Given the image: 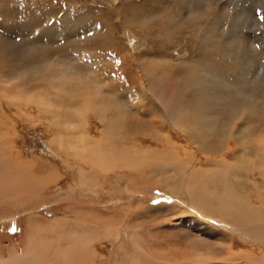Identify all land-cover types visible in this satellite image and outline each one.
<instances>
[{"label": "rangeland", "instance_id": "1", "mask_svg": "<svg viewBox=\"0 0 264 264\" xmlns=\"http://www.w3.org/2000/svg\"><path fill=\"white\" fill-rule=\"evenodd\" d=\"M263 171L264 0H0V264H264Z\"/></svg>", "mask_w": 264, "mask_h": 264}, {"label": "bare ground", "instance_id": "2", "mask_svg": "<svg viewBox=\"0 0 264 264\" xmlns=\"http://www.w3.org/2000/svg\"><path fill=\"white\" fill-rule=\"evenodd\" d=\"M58 97V96H57ZM176 105V104H175ZM172 109V112L174 111V109H175V107H170V110ZM178 119V118H177ZM202 122V121H201ZM79 126V125H78ZM66 127H68V125H66ZM200 129V128H199ZM68 130L69 129H67V131L66 132H68ZM200 131V130H199ZM59 138H60V136H59ZM185 141V140H184ZM111 150H114V148H113V145L110 147V151H109V154L110 155H112L113 154V152L111 151ZM119 150V149H118ZM98 152V151H97ZM114 154H117L116 156L114 155V159H118V158H125V153H119V152H114ZM229 156V155H228ZM242 156V155H241ZM97 159H101V161L100 162H102L101 164H100V168L103 170V171H105V170H108V169H110L111 167H110V165H109V163H107V162H105L104 160H102V158H104V156H101V154L100 153H97ZM221 158V157H220ZM220 158H219V160H220ZM230 158V157H229ZM252 158V157H251ZM136 159H138V158H136ZM223 159V158H222ZM239 159V158H238ZM225 160V159H224ZM232 160V159H231ZM209 161H211V160H209ZM217 161V160H216ZM216 161H213V164H214V162H216ZM220 161H222V160H220ZM226 161V160H225ZM224 161V162H225ZM235 161V160H234ZM239 161V160H238ZM240 161H242V160H240ZM244 161V160H243ZM164 162V161H163ZM207 162V161H206ZM212 162V161H211ZM232 162V161H231ZM221 163H223V161L221 162ZM246 163V162H245ZM164 164V163H163ZM207 164V163H206ZM227 164H229V160H228V163ZM237 164V163H236ZM235 164V165H236ZM218 165V164H217ZM225 165H226V162H225V164H224V166L223 167H225ZM242 165V164H241ZM135 166H146V159H143V160H140V161H136L135 162ZM163 166L164 165H162V169L160 168V165L159 166H153L151 169V171L153 172V170L156 172V171H158V172H161L162 170L164 171V172H166V173H171V170H169V169H165V168H167V167H165V168H163ZM214 166V165H213ZM219 166V165H218ZM203 167V166H202ZM233 167V166H232ZM210 168V167H209ZM221 168V167H220ZM219 168V169H220ZM228 168V167H227ZM262 168V167H261ZM156 169V170H155ZM178 169H180V168H178ZM212 169V168H211ZM235 169V168H234ZM237 169H238V167H237ZM225 170V169H224ZM251 170V169H250ZM261 170V169H260ZM213 171V170H212ZM226 171V170H225ZM234 171V170H233ZM174 172V171H173ZM177 172H178V170H177ZM180 172V171H179ZM183 172V171H182ZM223 173H225L224 171H222ZM232 172V171H231ZM264 172V171H263ZM157 173V172H156ZM186 173V172H185ZM165 174V173H164ZM176 174V173H175ZM178 174V173H177ZM180 174V173H179ZM182 174V173H181ZM190 174V173H189ZM192 174V173H191ZM190 174V175H191ZM226 174V173H225ZM225 174H223V175H225ZM238 174V173H237ZM237 174H235L236 176H237ZM161 175V174H160ZM183 175V174H182ZM181 175V176H182ZM202 175V174H201ZM220 175V174H219ZM156 176V175H155ZM170 176V175H169ZM172 176V175H171ZM173 176H175V175H173ZM172 176V177H173ZM176 176H178V175H176ZM203 176V175H202ZM214 176H216V175H214ZM149 177H150V175H149ZM152 177V176H151ZM164 177V176H163ZM168 177V176H167ZM180 177V176H179ZM190 177V176H189ZM227 177V176H226ZM241 177V176H240ZM182 178V177H181ZM181 178H180V181H181ZM186 178V177H185ZM225 178V177H224ZM236 178V177H235ZM156 179H158V178H156ZM173 179V178H172ZM189 179V178H188ZM227 179V178H226ZM12 180H15L14 178L12 179ZM185 180V179H184ZM198 180V179H197ZM208 180V179H207ZM207 180H205L206 182H207ZM213 180H214V182H218L219 183V181H220V179L219 178H217V177H214L213 178ZM212 180V181H213ZM228 180H229V178H228ZM157 181V180H156ZM175 181H177V180H171V179H158V183H162V184H168V185H170V184H172V183H174ZM193 181H195L194 179H193ZM210 181V180H209ZM224 181H226V180H224ZM240 181V180H239ZM11 182V181H10ZM201 182V181H200ZM227 183H228V181H226ZM179 183V182H178ZM177 183V184H178ZM185 184H186V182H184ZM203 183V182H202ZM210 183H211V181H210ZM209 182H208V184H210ZM223 184H224V182H222ZM222 183H220V184H222ZM226 183V184H227ZM188 184V183H187ZM203 184H206V183H203ZM241 184V183H240ZM190 185H192V184H190ZM197 185H200L199 183H197ZM219 185V184H218ZM229 185V184H228ZM234 185V184H233ZM238 185H239V183H238ZM237 185V186H238ZM189 186V185H188ZM193 186V185H192ZM220 186V185H219ZM258 186V185H257ZM187 187V186H186ZM191 187V186H190ZM190 187H187V188H190ZM196 187H199V186H196ZM223 187H225V185H223ZM195 188V187H194ZM203 188V187H202ZM221 188H222V185H221ZM237 188V187H236ZM241 188V187H240ZM240 188H238V189H240ZM243 188V187H242ZM259 188V187H258ZM224 189V188H223ZM230 189V188H229ZM237 189V190H238ZM233 190H235V188L233 189ZM225 191V190H224ZM238 192V191H237ZM250 192V191H249ZM213 193H216V192H213ZM233 193V192H232ZM229 190H226V192L220 197V200H219V195H216V200H217V202L219 201V206H218V208H214L213 206H211L210 204H208L209 202L208 201H203L202 202V205H198L199 206V214H201V215H204V214H206V215H208V216H212L213 218L215 217V216H213V214H215V213H217V214H215V215H218V214H221V215H224V216H234V217H237V218H235L234 219V221L232 220L231 222H233V223H235V226H237L236 224H238V225H240L241 223H242V218H244V226H245V228H246V225H248V223L247 222H251L250 221V219L251 218H249V217H238L237 216V212H236V209L238 210V204L237 205H235L234 204V200L236 201L237 199H238V196L235 198V196L232 194ZM235 193H236V191H235ZM173 194V193H172ZM238 194V193H237ZM197 195V194H196ZM198 195H200V193H198ZM204 195V194H203ZM189 196H191V194H189ZM210 196V195H209ZM205 197H207V196H205ZM204 197V198H205ZM204 198H202L203 200H204ZM186 199H188V198H186ZM206 200V199H205ZM187 201V200H186ZM184 203V202H183ZM185 204V203H184ZM187 204V203H186ZM190 204V203H189ZM192 204V203H191ZM190 204V205H191ZM188 205V204H187ZM186 206V205H185ZM192 207V206H191ZM190 208V207H189ZM194 208V207H193ZM194 210H196L195 208H194ZM193 210V211H194ZM262 211H264V210H262ZM219 212V213H218ZM251 212V211H250ZM244 213V212H243ZM250 214V213H249ZM261 214V213H260ZM262 214H263V212H262ZM262 214H261V216H262ZM221 215H220V217H221ZM259 215V214H258ZM200 216V215H199ZM219 216V215H218ZM250 216V215H249ZM211 217V218H212ZM258 217H260V216H258ZM205 218V217H204ZM217 218V217H216ZM219 218V217H218ZM263 218H264V214H263ZM208 219V218H207ZM220 219V218H219ZM221 219H223V218H221ZM261 219V222H262V218H260ZM196 221V220H195ZM198 222H199V220H197ZM194 222V226H196V227H198L199 229V231H200V234L199 235H206L207 237H209V238H219L220 237V233L217 231V229H215V230H213L214 228H207V227H204L203 226V224H202V222L201 223H198V222ZM208 221H210V220H208ZM213 221V220H212ZM220 220H218L216 223H217V226H221V225H218V223H220L219 222ZM255 221V220H254ZM256 221H257V219H256ZM255 221V222H256ZM264 221V220H263ZM253 222V221H252ZM226 223V222H225ZM178 224V223H177ZM211 223L209 222V225H210ZM214 224L215 223H213V224H211V225H213L214 226ZM264 224V223H263ZM210 225V226H211ZM215 227V226H214ZM239 228H240V226H238ZM249 229L250 228H252V227H248ZM219 229V228H218ZM253 229V228H252ZM223 230H225L226 231V229H223ZM230 230V229H229ZM239 229H237V231H238ZM243 230V229H242ZM245 231H247V230H245ZM224 232V231H223ZM223 232L221 233L222 235H223ZM226 233V232H225ZM231 233V232H230ZM237 233V232H236ZM246 233V232H245ZM165 234V233H164ZM227 235H228V233H226ZM216 235H217V237H216ZM236 235V234H235ZM238 235H240V234H238ZM242 235V234H241ZM156 237V236H155ZM162 237V236H161ZM227 236H225V238H226ZM258 237H259V235H258ZM248 238H250V237H248ZM164 239V238H163ZM228 239V238H227ZM166 240V239H165ZM162 242V241H161ZM231 249V248H230ZM192 251V250H191ZM228 251V250H227ZM190 254V253H189ZM194 254V253H193ZM245 254V253H244ZM264 255V254H263ZM253 258V257H252ZM259 258V257H258ZM149 259H151V258H149ZM159 259H161V258H159ZM164 259V258H163ZM162 259V260H163ZM166 259V258H165ZM194 259V258H193ZM259 259H261V257L259 258ZM148 260V259H147ZM257 260V259H256ZM151 261V260H150ZM153 261V260H152ZM169 261V260H168ZM249 261H251V260H249ZM255 261V260H254ZM262 260H258V261H256V262H261ZM264 261V260H263ZM179 262H181V263H183V261H179ZM221 261L219 260V261H214V262H200L201 264H221L220 263ZM184 263H186V264H193V262L189 259V261H185ZM249 263H251V262H249ZM222 264H224V263H222ZM263 264V263H262Z\"/></svg>", "mask_w": 264, "mask_h": 264}]
</instances>
